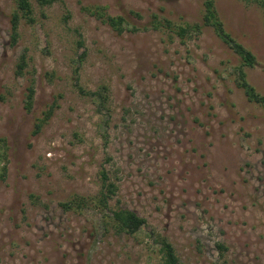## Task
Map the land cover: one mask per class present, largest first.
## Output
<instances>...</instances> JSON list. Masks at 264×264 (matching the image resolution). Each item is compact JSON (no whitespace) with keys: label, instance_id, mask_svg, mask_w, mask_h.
I'll use <instances>...</instances> for the list:
<instances>
[{"label":"rangeland","instance_id":"1","mask_svg":"<svg viewBox=\"0 0 264 264\" xmlns=\"http://www.w3.org/2000/svg\"><path fill=\"white\" fill-rule=\"evenodd\" d=\"M29 1L34 22L21 19L14 40V1L0 0V264H159L161 237L181 264H264V109L236 85L240 59L212 27L181 40L150 23L201 24L202 0ZM94 5L123 15L126 30L83 10ZM215 8L255 55L244 71L264 94L263 9ZM78 86H105L106 106ZM54 98L59 107L31 135ZM102 168L117 185L109 206L145 219L136 232L114 231L107 211L60 206L95 194Z\"/></svg>","mask_w":264,"mask_h":264},{"label":"trees","instance_id":"2","mask_svg":"<svg viewBox=\"0 0 264 264\" xmlns=\"http://www.w3.org/2000/svg\"><path fill=\"white\" fill-rule=\"evenodd\" d=\"M15 7L11 12L10 24L12 31V38L15 40L18 35V24L21 19L27 21L28 23L34 22L32 5L29 0H13ZM40 5L51 4L55 0H36ZM262 9L264 15V0H253ZM203 12H202V22L189 23L181 22L174 23L167 18L163 20H158L156 15L152 16L150 23L154 29L164 28L169 31L170 36H178L181 40H184L189 34H197L200 32L202 26H210L214 30L215 34L226 43L233 52L239 57L240 63L236 68V85L240 87L249 102L258 104L264 109V94L258 92L256 88L247 80L246 72L244 67H252L255 64V55L246 48L242 43L235 40L231 34L225 29L222 20L219 18L217 10L215 8V0H202ZM83 10L87 13L96 16L103 22L108 23L113 30L117 33H121L126 30V19L123 15H110L105 11V6L94 5V6H83ZM134 14L139 15L137 12ZM132 31H136L138 28L132 26L130 28ZM79 45L82 42L79 40ZM83 54V53H82ZM80 58L82 55L79 56ZM27 64L26 56L24 54L20 57V62L17 64L18 73H21L24 66ZM78 90L81 94L89 96L97 105L106 106V87L101 86L99 90L88 91L84 90L81 86H78ZM35 88L34 80L30 78L28 84L24 88L23 92V108L27 112H31L34 105ZM59 107L57 98H54L39 116L35 118L33 127L31 130V135L38 134L42 127L47 124L54 114L55 110ZM0 142L4 143V138H0ZM0 161L5 159L3 150L0 152ZM5 166L2 165V176ZM100 188L95 194L84 195L74 193L65 201L60 203L63 210H73L81 211L84 208L92 207L106 212L107 221L109 227L114 229L116 232H126L134 233L140 229V227L145 223V219L139 216L135 211L123 208V207H110L109 200L115 195L117 190V185L114 181H111L107 172L104 168L99 171ZM30 197H34L33 194ZM159 244V251L161 254L159 264H181L172 244L167 241L164 237L157 239ZM218 248H223L221 244H217ZM223 264H226L225 261Z\"/></svg>","mask_w":264,"mask_h":264}]
</instances>
